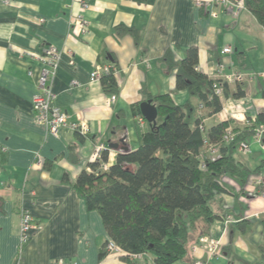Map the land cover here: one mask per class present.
<instances>
[{
    "label": "crops",
    "instance_id": "obj_1",
    "mask_svg": "<svg viewBox=\"0 0 264 264\" xmlns=\"http://www.w3.org/2000/svg\"><path fill=\"white\" fill-rule=\"evenodd\" d=\"M80 13L90 22L85 35L72 22ZM119 26L135 31L119 35ZM50 46L62 55L51 82L54 105L67 114L69 124L89 125L85 137L70 126L53 136L36 121L33 97L40 92L44 68L38 56ZM193 46L199 50L200 71L210 78L220 66L226 73L254 74L243 83L228 84L231 93L244 85L245 97L227 99L219 114L205 120L207 128L230 119L247 126V116L254 119L264 109V27L249 10L235 16L232 8L199 7L196 0H91L86 11L80 0H0V150L5 152L0 159V264L17 263L23 207L39 227L21 264L60 259L128 264L106 252L111 238L101 214L87 208L75 183L83 170H91L97 146H105L109 161L102 166L109 169L124 152L123 138L128 150L141 145L151 124L135 108L166 94L177 105L201 104L188 91L176 89L177 69L170 71L165 59L170 51L180 63ZM228 46L233 52L224 54ZM110 64L116 66L120 84L113 106L101 80L91 78L97 66ZM139 117L145 118L144 126ZM247 141L249 152L238 151L237 157L256 169L264 162V142L253 136ZM114 144L119 148H110ZM223 185L225 191L212 204L219 218L207 235L220 240L219 256L211 258L191 243L186 258L175 264H264V168L243 192L236 182ZM248 211L258 216L246 219ZM227 216L233 222L221 220Z\"/></svg>",
    "mask_w": 264,
    "mask_h": 264
},
{
    "label": "trees",
    "instance_id": "obj_2",
    "mask_svg": "<svg viewBox=\"0 0 264 264\" xmlns=\"http://www.w3.org/2000/svg\"><path fill=\"white\" fill-rule=\"evenodd\" d=\"M245 5L264 27V0H245ZM132 31L125 26L117 28L119 35ZM165 59L170 71L177 69L176 89L188 91L201 104L194 107L188 101L177 105L170 94L154 97L158 116L164 120L151 124L142 135L141 145L118 153L107 170L102 167L109 161L104 151L75 183L87 208L100 212L111 240L126 253L120 258L128 264H175L184 260L190 244H198L219 218L212 204L216 195L225 191L223 178L236 182L243 192L251 177L264 168L263 162L251 169L237 157L241 142L264 126V109L254 119L247 116V126H239L233 119L209 128L205 125L207 118L223 110L227 99L245 97L244 85L231 93L228 83L200 71L199 50L194 46L180 63L174 62L170 51ZM109 67L101 83L106 92L116 95L120 88L115 77L117 68L114 64ZM216 84L224 88L223 96L215 93ZM134 110L143 115L139 107ZM230 127L236 135L226 142ZM212 145L219 149L216 158L208 153ZM4 153L0 152V159ZM134 255L143 257L135 259Z\"/></svg>",
    "mask_w": 264,
    "mask_h": 264
},
{
    "label": "built area",
    "instance_id": "obj_3",
    "mask_svg": "<svg viewBox=\"0 0 264 264\" xmlns=\"http://www.w3.org/2000/svg\"><path fill=\"white\" fill-rule=\"evenodd\" d=\"M91 0H80V5L83 11H86L90 7ZM196 4L199 7L202 6H215L221 7L224 10L233 9L234 15L238 16L241 11L246 10L245 0H196ZM214 17H217L219 14L217 11H214L212 14ZM73 25L79 34L85 35L89 32L90 22L84 15V13H80L75 18L72 19ZM233 49L228 46L223 49L224 54L232 53ZM61 52L55 46H50L46 48L44 53L38 56V59L44 64V68L40 72L39 75V84H40V92L34 95L33 97V111L35 113L36 121L47 128L49 134L53 136H58L60 130L64 127H71L74 131L80 133L81 135H88L90 132L89 125L86 122L81 123H72L69 124L68 116L64 113L59 107L54 105L55 94L53 93L51 82L56 77L59 64L61 61ZM110 67L108 65L105 66H97L95 70L91 73V78L93 80H101L103 74L109 73ZM32 74V72H30ZM118 73L115 71V77H117ZM250 74H246L244 72H231L226 73L224 71L223 66H220L217 74L215 75V79H220L224 83H243L249 77ZM254 75V74H251ZM250 75V76H251ZM264 77V72L262 74ZM215 93L218 96H223L224 88L221 85L214 86ZM108 105L113 106L117 101V95H111L108 98ZM145 118L139 117V123L144 126ZM235 133L232 127L228 128L227 133L225 135V141L230 142L235 137ZM253 139L258 142H264V126L259 127L256 130ZM105 149L104 145H99L96 147L95 153L93 154L92 161L96 162L101 159V155L103 150ZM250 150V142L243 141L238 147L239 152H249ZM4 151L0 150V152ZM208 153L213 158L218 157L219 149L217 146L212 145L208 148ZM40 163L42 162V158L39 157ZM104 169H108V165L102 166ZM90 170V169H89ZM222 182H231L234 183L233 180L228 177L223 178ZM261 197L264 199V191L261 193ZM254 216H258L257 213H253L252 211H248L245 214L246 219H251ZM21 226H20V246L18 253V260L16 264H21L22 262V254L24 252L25 247L29 243L31 239L32 232L38 229V223L36 222L34 216L30 213V211L23 207L20 212ZM221 220L227 224L233 222L230 216L222 217ZM201 246L206 250L209 256L217 257L221 251V242L219 239L211 238L210 236H203L200 238L197 247ZM108 255L114 256H122L125 255V251L113 240H109L106 243L105 247ZM143 255H134L133 258L140 259ZM50 264H78L73 261L66 260H54ZM197 264H203L198 262Z\"/></svg>",
    "mask_w": 264,
    "mask_h": 264
},
{
    "label": "water",
    "instance_id": "obj_4",
    "mask_svg": "<svg viewBox=\"0 0 264 264\" xmlns=\"http://www.w3.org/2000/svg\"><path fill=\"white\" fill-rule=\"evenodd\" d=\"M141 111L143 116L147 119V121L152 124L156 125L157 124V117H158V111H157V106L156 104L153 103L152 100H148L147 102L143 103L141 105ZM120 143H122L121 150L122 151H128V147L125 146V138H123ZM110 148L118 149L119 144H114L110 145Z\"/></svg>",
    "mask_w": 264,
    "mask_h": 264
},
{
    "label": "rangeland",
    "instance_id": "obj_5",
    "mask_svg": "<svg viewBox=\"0 0 264 264\" xmlns=\"http://www.w3.org/2000/svg\"><path fill=\"white\" fill-rule=\"evenodd\" d=\"M233 129V128H232Z\"/></svg>",
    "mask_w": 264,
    "mask_h": 264
}]
</instances>
